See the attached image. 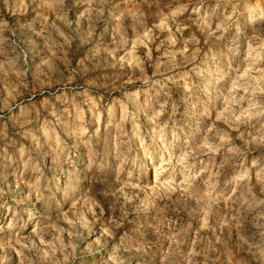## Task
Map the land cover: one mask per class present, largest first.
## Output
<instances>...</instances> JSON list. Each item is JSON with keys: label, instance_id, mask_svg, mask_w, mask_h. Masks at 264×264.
I'll list each match as a JSON object with an SVG mask.
<instances>
[{"label": "clouds", "instance_id": "obj_1", "mask_svg": "<svg viewBox=\"0 0 264 264\" xmlns=\"http://www.w3.org/2000/svg\"><path fill=\"white\" fill-rule=\"evenodd\" d=\"M0 264H264V0H0Z\"/></svg>", "mask_w": 264, "mask_h": 264}]
</instances>
